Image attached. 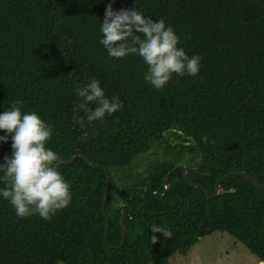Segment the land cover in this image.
<instances>
[{
	"label": "trees",
	"instance_id": "16d2710c",
	"mask_svg": "<svg viewBox=\"0 0 264 264\" xmlns=\"http://www.w3.org/2000/svg\"><path fill=\"white\" fill-rule=\"evenodd\" d=\"M109 4L163 19L178 47L201 57L198 75L173 74L156 90L138 54L111 58L100 43ZM93 78L122 108L89 122L86 110L96 105L76 90ZM17 100L22 114L35 112L52 127L47 148L60 160L77 156L56 165L72 199L51 219L20 218L0 196V264H168L218 230L264 261V188L232 175L222 186L234 191L211 199L181 169L164 184L182 158L198 169L188 179L210 194L231 171L264 183V0H0V114ZM11 143L10 135L0 142V158L11 156ZM154 149L169 159L124 185L118 175ZM152 224L172 237L155 233L153 244Z\"/></svg>",
	"mask_w": 264,
	"mask_h": 264
},
{
	"label": "clouds",
	"instance_id": "9594fccd",
	"mask_svg": "<svg viewBox=\"0 0 264 264\" xmlns=\"http://www.w3.org/2000/svg\"><path fill=\"white\" fill-rule=\"evenodd\" d=\"M100 43L108 55L114 59L129 54H138L147 65L144 80L156 90H161L171 80L173 74L197 76L201 57H189L183 48L178 47L179 37L163 19L145 17L136 8L113 10L106 7L101 23ZM139 33V35H138ZM84 102L96 106L87 109L86 119L91 122L111 116L122 103L118 97L105 96L100 82L93 78L83 88L76 90ZM21 101L12 103L7 111L0 114V142H8L11 136V156L5 155L0 164V196L7 199L20 218L38 214L45 220L51 219L58 211L66 208L72 199L71 185L57 170L56 163L61 159L46 143L52 137V127L35 112H21ZM208 142V137H203ZM213 143L215 141H212ZM151 241L157 243L155 233L171 238V231L163 225L152 224Z\"/></svg>",
	"mask_w": 264,
	"mask_h": 264
},
{
	"label": "rangeland",
	"instance_id": "374dc122",
	"mask_svg": "<svg viewBox=\"0 0 264 264\" xmlns=\"http://www.w3.org/2000/svg\"><path fill=\"white\" fill-rule=\"evenodd\" d=\"M170 140H175L172 134H166ZM175 140L173 143H176ZM156 151V152H155ZM146 155L145 162L133 163L122 171V178L124 185H135L143 177V172L146 167L155 161H161L164 158L170 157L164 156L163 152L160 154L158 150L154 149V152L150 154L138 155L137 158ZM135 160V159H134ZM134 162V161H133ZM177 165L184 164L193 167L189 160L184 158L177 160ZM58 264H66L62 261ZM168 264H264V262L254 253H252L241 241L236 237L225 231H215L214 233L202 237L197 243H195L187 254L176 252L169 258Z\"/></svg>",
	"mask_w": 264,
	"mask_h": 264
},
{
	"label": "water",
	"instance_id": "95a60500",
	"mask_svg": "<svg viewBox=\"0 0 264 264\" xmlns=\"http://www.w3.org/2000/svg\"><path fill=\"white\" fill-rule=\"evenodd\" d=\"M189 142H186V144H188ZM77 155L74 156V158L76 157ZM74 158L72 159H68V160H59L56 163V165H60V164H69L71 162H73ZM89 162L94 165V162H92L91 160H89ZM1 163H4V157H1L0 158V164ZM177 169H181L182 171V174H183V177L184 179L187 181V183H189L190 185H193L195 187H199L201 188L206 196L208 198H216L218 196H221V195H224V194H227V193H230V192H233L234 189H225L223 186H222V181L225 180L226 178H228L229 176H232V175H236V176H240L244 179H246L247 181H250L252 182L255 186L259 187V188H264V183L263 182H260L257 177L249 174L248 172H245V171H231V172H228L226 173L225 175L221 176L218 178L216 184H215V189H214V192L212 194H210V191L202 184V183H194V182H191L189 179H188V174L189 172H197L198 169L195 168V167H191L189 165H184V164H180V165H176L174 168H172L164 177V184H165V188L167 189L169 187V184H166L169 176L175 172ZM106 176H107V188H106V193H105V196H104V203L106 202L107 198H108V187L110 186V183H111V180H110V175L109 173L107 172L106 173ZM121 206L122 208L124 207V201L121 203ZM106 216V215H105ZM124 218H125V214H124V211H122V215H121V218H120V221H121V227H122V233L124 235L123 237V241L121 242V245L124 244V240H125V235H126V230H127V227L124 223ZM106 220H107V224H106V227L109 225V221H108V217L106 216ZM264 262V261H263Z\"/></svg>",
	"mask_w": 264,
	"mask_h": 264
}]
</instances>
